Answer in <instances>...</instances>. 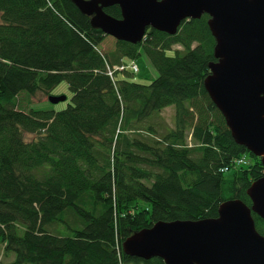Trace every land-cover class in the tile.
Instances as JSON below:
<instances>
[{"label": "trees", "instance_id": "obj_1", "mask_svg": "<svg viewBox=\"0 0 264 264\" xmlns=\"http://www.w3.org/2000/svg\"><path fill=\"white\" fill-rule=\"evenodd\" d=\"M103 10L121 17L117 5ZM91 17L73 0H0L6 264H165L126 255L121 244L156 221L216 217L228 199L250 206L246 190L264 173L203 86L216 60L207 14L175 34L148 28L140 42L115 40L109 50ZM141 52L157 71L148 83L114 68ZM63 81L72 92L66 107H21L22 92L49 96ZM242 155L249 164L235 166ZM252 217L264 235V220Z\"/></svg>", "mask_w": 264, "mask_h": 264}, {"label": "water", "instance_id": "obj_2", "mask_svg": "<svg viewBox=\"0 0 264 264\" xmlns=\"http://www.w3.org/2000/svg\"><path fill=\"white\" fill-rule=\"evenodd\" d=\"M91 23L116 40L140 42L148 28L175 34L180 23L208 15L215 61L203 86L225 118L234 141L264 167V0H73ZM117 5L121 17L103 8ZM66 96L49 95L52 103ZM251 205L228 199L217 216L156 221L128 236L122 251L165 264H264V235L252 212L264 220V173L246 190Z\"/></svg>", "mask_w": 264, "mask_h": 264}, {"label": "rangeland", "instance_id": "obj_3", "mask_svg": "<svg viewBox=\"0 0 264 264\" xmlns=\"http://www.w3.org/2000/svg\"><path fill=\"white\" fill-rule=\"evenodd\" d=\"M115 38L106 35L104 40L102 41V49L103 50H109L112 49L115 45ZM178 48V46H175ZM167 55H173V50H167L166 51ZM135 63L138 68V72L133 74V80L143 82V83H148L151 81L153 78L157 76V71L155 67L153 66L152 62L148 58V56L144 53L141 52L138 58H136ZM51 95L53 96H61L64 95L66 96V100L60 101L58 103H52L48 100V96L38 92L34 95H30L28 93L22 92L20 94V104L23 109H62L66 107L67 103L70 102V97L72 92L69 90L67 83L66 82H61L59 83L54 89H52ZM164 116V121L163 123H166L167 125L171 126L172 125V119H173V114L172 110L170 109H165L162 113ZM26 139H31L33 135L31 134H26L25 135ZM248 159L250 160V156L247 155ZM12 255L11 256H5L0 252V264H6L12 260Z\"/></svg>", "mask_w": 264, "mask_h": 264}, {"label": "built area", "instance_id": "obj_4", "mask_svg": "<svg viewBox=\"0 0 264 264\" xmlns=\"http://www.w3.org/2000/svg\"><path fill=\"white\" fill-rule=\"evenodd\" d=\"M114 68L118 69V70L130 69L133 72H137L138 71L137 65H136V63L134 61H131L127 65L117 66V67H114ZM108 73L111 76L112 75V70H108ZM234 164H235V166H244V165L249 164V159H248V157L246 155H242V156L238 157L235 160Z\"/></svg>", "mask_w": 264, "mask_h": 264}, {"label": "crops", "instance_id": "obj_5", "mask_svg": "<svg viewBox=\"0 0 264 264\" xmlns=\"http://www.w3.org/2000/svg\"><path fill=\"white\" fill-rule=\"evenodd\" d=\"M138 72V71H137Z\"/></svg>", "mask_w": 264, "mask_h": 264}]
</instances>
